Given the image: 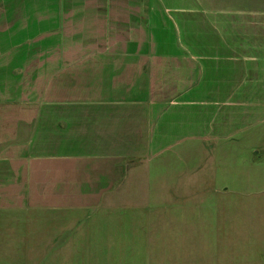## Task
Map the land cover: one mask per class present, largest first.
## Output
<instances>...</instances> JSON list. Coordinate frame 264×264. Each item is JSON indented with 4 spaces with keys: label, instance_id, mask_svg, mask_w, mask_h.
Masks as SVG:
<instances>
[{
    "label": "crops",
    "instance_id": "1",
    "mask_svg": "<svg viewBox=\"0 0 264 264\" xmlns=\"http://www.w3.org/2000/svg\"><path fill=\"white\" fill-rule=\"evenodd\" d=\"M258 123L264 0H0V223Z\"/></svg>",
    "mask_w": 264,
    "mask_h": 264
},
{
    "label": "rangeland",
    "instance_id": "2",
    "mask_svg": "<svg viewBox=\"0 0 264 264\" xmlns=\"http://www.w3.org/2000/svg\"><path fill=\"white\" fill-rule=\"evenodd\" d=\"M233 138L155 156L148 168L162 172L136 183L131 172L123 197L14 213L0 264H264V123Z\"/></svg>",
    "mask_w": 264,
    "mask_h": 264
}]
</instances>
